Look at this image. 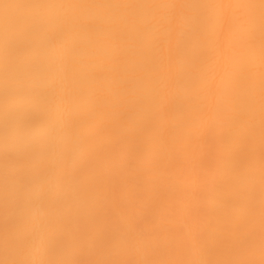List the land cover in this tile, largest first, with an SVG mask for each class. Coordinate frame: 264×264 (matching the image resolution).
Instances as JSON below:
<instances>
[{"label": "bare ground", "instance_id": "1", "mask_svg": "<svg viewBox=\"0 0 264 264\" xmlns=\"http://www.w3.org/2000/svg\"><path fill=\"white\" fill-rule=\"evenodd\" d=\"M0 264H264V0H0Z\"/></svg>", "mask_w": 264, "mask_h": 264}, {"label": "clouds", "instance_id": "2", "mask_svg": "<svg viewBox=\"0 0 264 264\" xmlns=\"http://www.w3.org/2000/svg\"><path fill=\"white\" fill-rule=\"evenodd\" d=\"M50 135H54V130H51L50 131Z\"/></svg>", "mask_w": 264, "mask_h": 264}]
</instances>
